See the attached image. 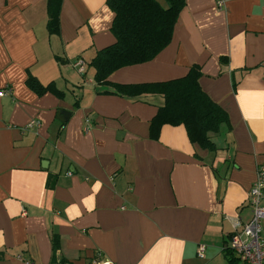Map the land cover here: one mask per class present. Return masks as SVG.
Wrapping results in <instances>:
<instances>
[{"label":"crops","instance_id":"0c3cea01","mask_svg":"<svg viewBox=\"0 0 264 264\" xmlns=\"http://www.w3.org/2000/svg\"><path fill=\"white\" fill-rule=\"evenodd\" d=\"M106 1L61 0L56 33L47 0H0V90L10 89L0 96V264H243L229 236L250 219L247 192L264 164V0H185L162 50L107 77L167 81L198 65L229 118L212 151L183 124L150 138L162 95L120 96L94 80L90 61L115 42ZM29 74L60 95L37 94Z\"/></svg>","mask_w":264,"mask_h":264},{"label":"trees","instance_id":"16d2710c","mask_svg":"<svg viewBox=\"0 0 264 264\" xmlns=\"http://www.w3.org/2000/svg\"><path fill=\"white\" fill-rule=\"evenodd\" d=\"M166 1L167 7L161 6L157 0L106 1L114 13L111 31L115 42L98 50L90 61L95 69L94 80L112 88L104 89L105 92L120 96L140 99L146 94L162 95L164 102L150 121V138H158L163 124H183L191 142L212 151L215 143L211 134L218 133L224 126L229 128V118L226 111L199 85L201 70L198 65H192L184 76L167 81L135 84L107 81V77L114 70L150 60L169 43L185 0ZM60 5L61 0H47V26L50 32L59 31ZM26 83L37 94L50 90L60 95L53 84L44 86L30 74ZM55 240L53 238V244L56 243ZM96 262L89 261L86 264ZM234 263L235 259L229 257L227 264ZM51 264L73 263L62 258L58 261L53 259Z\"/></svg>","mask_w":264,"mask_h":264},{"label":"built area","instance_id":"2783aa9c","mask_svg":"<svg viewBox=\"0 0 264 264\" xmlns=\"http://www.w3.org/2000/svg\"><path fill=\"white\" fill-rule=\"evenodd\" d=\"M222 6L221 0L217 1ZM77 71L83 74L87 67V62L78 57L73 62ZM10 93V89L0 90V96ZM39 126L36 119L30 120L26 127ZM90 127V120H85V129ZM264 164L256 167L255 179L247 192V203L251 208L250 219L246 223L237 222L229 236V247L243 262V264H264V238L262 237V224L264 221ZM204 245H199L198 256H204ZM95 264H110L109 262L97 261Z\"/></svg>","mask_w":264,"mask_h":264},{"label":"water","instance_id":"95a60500","mask_svg":"<svg viewBox=\"0 0 264 264\" xmlns=\"http://www.w3.org/2000/svg\"><path fill=\"white\" fill-rule=\"evenodd\" d=\"M70 115V112L64 109H60L57 112V119H59L60 121H65Z\"/></svg>","mask_w":264,"mask_h":264},{"label":"rangeland","instance_id":"374dc122","mask_svg":"<svg viewBox=\"0 0 264 264\" xmlns=\"http://www.w3.org/2000/svg\"><path fill=\"white\" fill-rule=\"evenodd\" d=\"M234 256H235V254H234ZM225 262H226V260H225ZM225 262H224V263H225ZM224 263H223V264H224Z\"/></svg>","mask_w":264,"mask_h":264}]
</instances>
